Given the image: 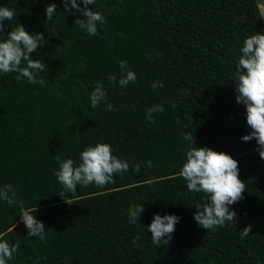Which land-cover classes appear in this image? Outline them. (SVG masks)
Returning a JSON list of instances; mask_svg holds the SVG:
<instances>
[{"label": "trees", "instance_id": "1", "mask_svg": "<svg viewBox=\"0 0 264 264\" xmlns=\"http://www.w3.org/2000/svg\"><path fill=\"white\" fill-rule=\"evenodd\" d=\"M50 3L57 8L48 22ZM260 4L264 0H96L88 7L107 23L93 36L74 24L60 0H0L16 17L3 22L0 39L22 24L47 41L30 53L47 66L37 74L44 85L0 73V187L11 184L48 231L45 241L29 237L19 205L0 201V237L20 242L7 264H264V159L254 139H241L251 129L234 88L244 39L264 34ZM121 60L135 72V84L109 82L119 76ZM154 82L163 87L153 89ZM96 83L115 111L105 103L91 107ZM154 104L165 111L150 123L146 109ZM185 133L193 134L195 146L238 162L246 189L228 206L237 216L233 226L205 231L193 219L207 197L189 191L179 175L189 146ZM97 143L109 144L129 170L103 188L77 185L69 195L73 204H66L55 157L78 165L84 147ZM130 202L144 208L135 225L127 215ZM154 214L180 218L167 245L151 241L147 226Z\"/></svg>", "mask_w": 264, "mask_h": 264}, {"label": "clouds", "instance_id": "2", "mask_svg": "<svg viewBox=\"0 0 264 264\" xmlns=\"http://www.w3.org/2000/svg\"><path fill=\"white\" fill-rule=\"evenodd\" d=\"M65 12H71L76 17L74 24L88 34L99 35L98 26L107 21L103 13L90 9L88 5H95L96 0H60ZM57 5L48 4L44 11L46 19L50 22L56 13ZM83 16L80 19L76 14ZM14 12L7 7H0V33L3 31L4 21L12 20ZM16 19V17H15ZM43 33L32 34L25 30V26L17 24L11 29L7 36L0 39V73H15V79L20 81L27 79L29 84L44 85L43 78H37L38 73L46 70V65L40 59H34L30 53L37 52L38 48L46 44ZM120 73L108 77L109 82L116 86L126 87L135 84L137 77L134 71L128 68L126 60L119 61ZM236 103L242 104L246 111V124L251 129L250 133L243 135L241 139L245 142L255 140L256 151L261 159H264V34L256 33L246 37L240 48L236 71L234 73ZM153 89L163 87V83H153ZM92 108H97L105 103L108 111L116 109L107 103L106 89L101 83H96L90 93ZM163 105L154 104L146 109V119L153 123L154 113H163ZM179 123V121H177ZM184 139L188 141V149L185 152L186 159L183 160L179 175L185 180L187 189L191 192L204 193L207 197L205 203L197 204L193 219L202 229L215 231L218 227L234 225L237 219L235 211L229 209V205L243 199L246 185L239 179L238 162L229 154L217 152L207 147H197L194 144L192 133H185ZM58 169L54 171L57 181L61 184L63 191L59 193L66 204H73L69 195L76 193L77 185L88 187L95 184L103 188L107 184L114 183V174L127 172L130 163L112 154V148L107 143H97L85 146L79 153V164L71 158L56 156ZM147 166L152 167L151 161ZM135 172L140 171V165H131ZM0 201L9 206L19 205L20 222L27 229L29 237H38L45 241L47 232L44 224L35 218L32 210L24 207L23 202L17 199L16 189L11 184L0 187ZM37 209L35 208L34 212ZM144 208L142 204L129 203L127 215L130 224H137ZM179 217L173 214L163 216L154 214L147 230L151 232V241L159 247L161 243L168 244L172 234L175 232V225ZM251 225L240 231L241 238L248 236ZM141 239L140 235L133 238V243ZM139 247V244H136ZM20 242L10 244L0 237V264H7L18 253Z\"/></svg>", "mask_w": 264, "mask_h": 264}, {"label": "rangeland", "instance_id": "3", "mask_svg": "<svg viewBox=\"0 0 264 264\" xmlns=\"http://www.w3.org/2000/svg\"><path fill=\"white\" fill-rule=\"evenodd\" d=\"M260 11H261V13H263V14H261L262 15V18H263V22H264V4H260Z\"/></svg>", "mask_w": 264, "mask_h": 264}, {"label": "crops", "instance_id": "4", "mask_svg": "<svg viewBox=\"0 0 264 264\" xmlns=\"http://www.w3.org/2000/svg\"><path fill=\"white\" fill-rule=\"evenodd\" d=\"M261 14H263V13H261ZM264 23V22H263Z\"/></svg>", "mask_w": 264, "mask_h": 264}]
</instances>
